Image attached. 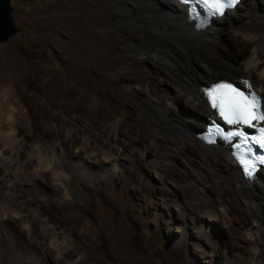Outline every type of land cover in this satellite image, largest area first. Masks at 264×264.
I'll return each mask as SVG.
<instances>
[{
    "label": "rangeland",
    "instance_id": "1",
    "mask_svg": "<svg viewBox=\"0 0 264 264\" xmlns=\"http://www.w3.org/2000/svg\"><path fill=\"white\" fill-rule=\"evenodd\" d=\"M10 7L18 32L0 42V53L7 51L22 68L11 88H17L14 99L18 111L13 124L21 152L38 145L50 151L56 140L69 155L84 153V140L98 149L107 142L109 127L116 128L122 120L125 128L120 135L130 128L151 132L147 126L150 105L164 99L167 90L174 92L173 74L179 73L173 65L167 72V62L161 58H155L157 64L153 65L144 55L126 56L122 47L131 45L133 37L120 29L103 39L98 30L87 26L75 40L79 26L96 12L84 10L86 7L80 10L82 7L74 6L73 0H10ZM243 9L239 4L235 11L240 14ZM233 14L229 12V16ZM230 29L219 35L221 41L219 38L202 51L215 57V62L230 63L242 56L243 40ZM111 42L113 45L107 47ZM147 47L142 44L139 49L145 51ZM210 55L204 56L206 62ZM231 74L218 70L211 76L214 80H234ZM206 78H200L199 84L207 85ZM251 79L256 81L253 76ZM174 103L178 109L184 108L181 98L176 97ZM197 126L196 131L201 128ZM140 133L133 137L146 135ZM134 152L125 155L113 179L96 181L69 173L67 179L74 191L63 195L47 176L45 187L58 189L53 198L35 193L23 196L37 211L40 208L44 223L69 240V260L78 264H264V212H255L235 195L238 208L227 209L226 201L219 200L228 212L219 208L196 212L184 198L180 177L158 166L164 149L151 152L138 143ZM198 158L196 165L205 167L200 164L204 159ZM170 160V169L181 174L184 155ZM216 191L212 196L219 195ZM11 218L25 231L17 216ZM37 231L39 241L54 255ZM1 243L0 264L14 262L16 247L3 240Z\"/></svg>",
    "mask_w": 264,
    "mask_h": 264
},
{
    "label": "bare ground",
    "instance_id": "2",
    "mask_svg": "<svg viewBox=\"0 0 264 264\" xmlns=\"http://www.w3.org/2000/svg\"><path fill=\"white\" fill-rule=\"evenodd\" d=\"M253 1L240 0L222 16L211 18L204 28H198L197 19L191 20L187 16L188 6L178 0H73L74 6L82 7L80 10L86 7L84 10L96 12L88 16L86 24L79 26V33L74 35L75 40L81 38L80 34L87 26L91 30H98L103 39L115 34V29H120L133 37L131 45L122 47V53L126 56L144 55L153 65L157 64L155 58H161L163 62H167V72L171 71L173 65L172 69L179 73L173 74L176 79L172 85L174 92L170 94L167 90L164 99L150 105L147 126L151 132L144 133L139 128H130L126 134L120 135L119 131L123 133L121 129L125 128V121L122 120L116 128L109 127L112 129L106 132L108 140L98 145V149L84 140L81 145L84 153L69 155L58 140L50 151H45L40 145L29 152L20 151L18 131L13 124L18 111L14 99L17 88L14 91L11 88L13 78L22 68L14 63V58L7 51L0 53V243L3 240L11 247H16V260H19L9 264H60L63 261L64 264H78L68 258L71 252L67 249L69 240L51 225L44 223L38 212L40 208L37 211L33 203L23 200V196L35 193L53 198L58 189L45 187L44 180L47 176L52 178L63 195L74 191L67 179L69 173L96 181L102 178L113 179L125 155L133 153L138 143L151 152L164 149L157 164L166 173L171 172V176L180 177L184 198L188 200L187 204L192 210L211 212L219 208L222 212H228L226 208H238L233 199L235 195L247 201L255 212H264V169H259L253 180H246L231 157L230 145L206 144L196 136L214 116L202 88L219 80H214V76H211L215 71L232 73V81L241 88L245 87L243 82L248 81L257 94L264 97V0ZM239 4L244 9L237 14L235 10ZM229 12H234L233 16H229ZM107 14L111 18H107ZM228 28L241 36L242 56L230 63L218 60L215 62V57L202 51L213 46L219 38L221 41L219 35ZM142 44L148 46L145 51L139 49ZM112 45V42L106 44L107 47ZM206 55L211 56L207 59L209 62L204 60ZM200 78H206L209 83L199 84ZM176 97L183 100L184 108L176 107ZM130 116L126 114L127 118ZM198 124L201 128L196 131ZM140 132L146 135L133 137ZM178 154L185 157L181 174L170 169V159ZM201 157L205 162L200 164H205V167L196 165L197 161L195 163V159L201 160ZM176 187L179 188L177 185ZM214 190H219L218 196H212L217 192ZM219 200L226 201V208L217 202ZM13 216L18 217L24 232L14 223L15 220L11 218ZM37 229L40 230L42 239L48 242V247L53 249L54 255L39 241Z\"/></svg>",
    "mask_w": 264,
    "mask_h": 264
},
{
    "label": "snow or ice",
    "instance_id": "3",
    "mask_svg": "<svg viewBox=\"0 0 264 264\" xmlns=\"http://www.w3.org/2000/svg\"><path fill=\"white\" fill-rule=\"evenodd\" d=\"M200 2L228 6L235 3L236 0H200ZM243 84L245 85L243 88L231 83L216 84L213 87L220 89L217 93L222 109L220 115L227 124L235 125L243 121L245 125L254 126L253 121H264V97L258 95L248 81H244ZM208 91H212V89ZM212 106L217 107L216 104ZM261 131H264V128ZM239 134V132L236 133L237 136ZM245 172L248 174L247 169H245Z\"/></svg>",
    "mask_w": 264,
    "mask_h": 264
},
{
    "label": "water",
    "instance_id": "4",
    "mask_svg": "<svg viewBox=\"0 0 264 264\" xmlns=\"http://www.w3.org/2000/svg\"><path fill=\"white\" fill-rule=\"evenodd\" d=\"M11 12L10 0H0V42L7 40L10 36L18 32L14 26ZM232 82L237 84L235 81Z\"/></svg>",
    "mask_w": 264,
    "mask_h": 264
}]
</instances>
